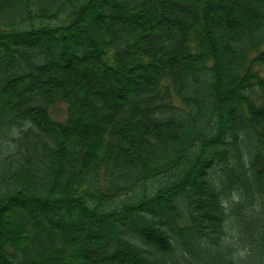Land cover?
<instances>
[{
  "label": "trees",
  "instance_id": "trees-1",
  "mask_svg": "<svg viewBox=\"0 0 264 264\" xmlns=\"http://www.w3.org/2000/svg\"><path fill=\"white\" fill-rule=\"evenodd\" d=\"M0 264H264V0H0Z\"/></svg>",
  "mask_w": 264,
  "mask_h": 264
},
{
  "label": "rangeland",
  "instance_id": "rangeland-1",
  "mask_svg": "<svg viewBox=\"0 0 264 264\" xmlns=\"http://www.w3.org/2000/svg\"><path fill=\"white\" fill-rule=\"evenodd\" d=\"M51 113L54 119L65 120L67 117V104L64 101L57 102L51 109Z\"/></svg>",
  "mask_w": 264,
  "mask_h": 264
}]
</instances>
